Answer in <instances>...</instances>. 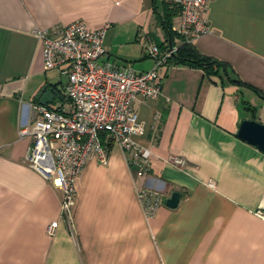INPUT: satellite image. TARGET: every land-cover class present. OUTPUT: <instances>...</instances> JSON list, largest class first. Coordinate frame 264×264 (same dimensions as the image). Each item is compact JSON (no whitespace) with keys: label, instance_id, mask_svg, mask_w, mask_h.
Listing matches in <instances>:
<instances>
[{"label":"crops","instance_id":"0c3cea01","mask_svg":"<svg viewBox=\"0 0 264 264\" xmlns=\"http://www.w3.org/2000/svg\"><path fill=\"white\" fill-rule=\"evenodd\" d=\"M162 14L155 0H0V264H264V220L255 215L264 202V153L237 136L244 120L264 124V0H211V32L192 44L226 70L171 65L160 71L158 98L135 100L146 127L137 141L152 154L144 178L114 145L108 164L92 160L82 172L70 226L63 193L26 160L32 140L20 132L30 104L58 85L47 106L67 107L66 82L50 79L37 30L108 23L102 63L144 73L156 65L146 46L183 45L180 15L171 38ZM144 186L165 188L154 216L139 200ZM174 193L180 201L169 208Z\"/></svg>","mask_w":264,"mask_h":264},{"label":"built area","instance_id":"2783aa9c","mask_svg":"<svg viewBox=\"0 0 264 264\" xmlns=\"http://www.w3.org/2000/svg\"><path fill=\"white\" fill-rule=\"evenodd\" d=\"M160 1L178 8L181 21L175 32L185 42L192 43L211 32L207 18L211 0ZM110 28L107 23L90 29L79 20L36 32L43 45L45 70L56 71L66 78L61 92L67 107L58 109L31 103V116L20 133L32 140L26 158L29 165L48 175L63 193L61 215L70 226L77 203L76 185L90 161L108 164L113 146L118 145L139 179L148 173L152 154L137 141L146 135V127L139 120L134 102L140 96L147 99L160 96L163 76L160 71L169 66L177 52V48L163 52L156 45L146 46L156 65L144 73L102 63ZM170 162L178 167L185 165L177 157ZM210 185L214 187V183ZM138 197L145 213L154 216L165 203V188L144 186ZM255 215L264 220V202ZM58 226V221L51 223L47 234L54 236Z\"/></svg>","mask_w":264,"mask_h":264},{"label":"trees","instance_id":"16d2710c","mask_svg":"<svg viewBox=\"0 0 264 264\" xmlns=\"http://www.w3.org/2000/svg\"><path fill=\"white\" fill-rule=\"evenodd\" d=\"M155 2H156V6L157 3H159L163 7L161 22L163 23L168 35H170L172 38L174 35V32L172 30V20L174 17H176L179 14L178 8L166 4L160 0H155ZM181 39L183 41V45L177 48L176 54H174L169 61V66L183 65L192 68H199L209 75L217 74L220 68L226 70L225 68H227L228 66L227 63L217 60L213 57L201 54L200 52L197 51V49L193 46L192 43H187L183 40V38ZM239 84L250 87L254 89L256 92L260 93V91L257 88L252 87L243 81H239ZM54 88L58 89V85H54ZM61 97L63 100H65L64 96ZM58 109H61V107Z\"/></svg>","mask_w":264,"mask_h":264},{"label":"water","instance_id":"95a60500","mask_svg":"<svg viewBox=\"0 0 264 264\" xmlns=\"http://www.w3.org/2000/svg\"><path fill=\"white\" fill-rule=\"evenodd\" d=\"M58 96L59 91L57 89L45 86L41 91L40 104L48 105ZM237 136L264 153V124L254 120H244L240 124ZM179 201V193H174L171 198L166 200V205L169 208H176Z\"/></svg>","mask_w":264,"mask_h":264},{"label":"rangeland","instance_id":"374dc122","mask_svg":"<svg viewBox=\"0 0 264 264\" xmlns=\"http://www.w3.org/2000/svg\"><path fill=\"white\" fill-rule=\"evenodd\" d=\"M49 77L51 80L55 81L56 83H60V76L58 73H56V71H52L50 72L49 74ZM63 79V82H66V78H62Z\"/></svg>","mask_w":264,"mask_h":264},{"label":"snow or ice","instance_id":"6c2138e0","mask_svg":"<svg viewBox=\"0 0 264 264\" xmlns=\"http://www.w3.org/2000/svg\"><path fill=\"white\" fill-rule=\"evenodd\" d=\"M57 183H59V181H57Z\"/></svg>","mask_w":264,"mask_h":264}]
</instances>
